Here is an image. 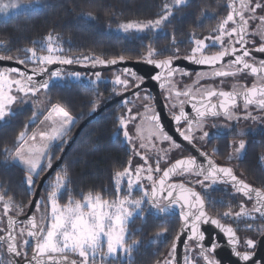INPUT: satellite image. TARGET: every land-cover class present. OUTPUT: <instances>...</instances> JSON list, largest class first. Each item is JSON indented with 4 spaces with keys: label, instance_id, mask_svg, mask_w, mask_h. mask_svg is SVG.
<instances>
[{
    "label": "trees",
    "instance_id": "obj_1",
    "mask_svg": "<svg viewBox=\"0 0 264 264\" xmlns=\"http://www.w3.org/2000/svg\"><path fill=\"white\" fill-rule=\"evenodd\" d=\"M19 1L26 5L23 10L8 16L0 14V55L18 61L28 56V49L44 53L42 46L49 36L58 43L60 53L68 57L90 56L106 61L120 57L138 60L149 56L150 51L154 58L171 55L177 40L188 39L192 31L208 27L204 26L207 19L202 14L206 7L222 12L227 7L225 0H188L172 7V15L158 29L124 32L120 28L123 23L159 19L168 0ZM23 65L29 67L30 64ZM112 93L114 87L110 82L94 85L54 82L44 91V112L39 113L33 105H25L10 114L0 124V196L3 200L10 201L12 208L23 213L38 178L47 169L33 176L34 184L30 187L26 179L28 172L10 160L21 142L18 137L22 132L32 131L53 105L68 111L75 119V126L64 135L62 143L56 141L49 147L48 158L53 162L76 126L98 105L113 97ZM121 110L114 105L81 130L62 164L44 182L40 196L49 194L56 178L61 177L63 185L56 197L61 206L80 202L89 195H99L104 201L124 197L122 190L115 186V174L123 171L131 159V151L119 129ZM137 193L132 197L139 196ZM141 213L132 215L125 224V246L131 248L127 253L128 261L130 264H153L173 240L178 220L152 213L147 202ZM133 241L135 245L131 247ZM0 264H10L2 245Z\"/></svg>",
    "mask_w": 264,
    "mask_h": 264
},
{
    "label": "snow or ice",
    "instance_id": "obj_2",
    "mask_svg": "<svg viewBox=\"0 0 264 264\" xmlns=\"http://www.w3.org/2000/svg\"><path fill=\"white\" fill-rule=\"evenodd\" d=\"M175 5H181L185 3V0H173ZM233 11L229 12L226 19H224L218 29L220 32L219 36L214 37V42H223V38L227 36L228 38L239 37V39L234 42L229 39L231 44H239L241 47L237 49L233 47L231 50H224L218 55H205L202 49L205 46L204 40H196L195 47L192 49V54L185 57L190 62L198 65H206L212 68L210 73L200 72L197 73L198 77L212 76V77H226L230 75H236L239 72L245 70L250 71L251 74L259 77L258 83H253L251 87H242L241 91H215L211 88L201 87L197 89L200 93L201 99L197 100L196 96L193 94L191 89L182 91L175 88L173 84V78L176 75H188L184 69L179 67H173L174 57H169L163 61H155L148 59V63L153 65L157 69H163L164 71H158L154 74L151 79L158 82V87L167 92L164 97L165 101H171L175 99L176 103L171 104V107H179V115H174L172 120L176 126V132L183 141L189 143L193 139L194 128L202 126V120L205 116H218L221 114L217 111V108L222 110L223 115L231 120L234 118V113L232 109L237 104V98L242 97L244 101V108L247 109L249 105H255L257 108L264 110V59L256 61L255 63H249V57H252L253 53L250 48L247 47L248 41L246 39L247 28L249 24V19L256 20L259 19L262 24H264V16L257 17L255 14L258 9H264V0H257L255 4H252V0H241L240 7L237 9L233 5H230ZM250 13V16L246 19L244 12ZM172 15V5L165 4L163 7V15L155 20L148 22H127L120 25V28L127 32L129 30L143 31L148 28H159L163 21L167 20ZM232 22L236 24V27H232L231 30L226 28V25ZM264 36V32L261 33ZM223 48V47H222ZM29 59L38 61L41 66L52 65L54 63L60 64H71L72 59L62 58L57 55H53L54 49L51 44L48 45L49 55L37 57L35 52ZM255 52L264 54V43H261L259 47L255 48ZM239 53V54H238ZM151 51L149 56H151ZM226 56L234 57L230 60L227 65L216 68L215 66L224 60ZM12 59V57H0V60ZM84 60L91 59L93 61V66L96 64L107 66L108 64L115 65L118 62L122 63L124 61L123 57H120L119 61L113 59L110 61L100 60L96 57H83ZM26 61H20L21 64ZM224 67L232 68L234 71H225ZM40 72H44L45 69L40 67ZM8 73H16L22 77V79L14 80L9 82L8 75L5 72H0V120H3L10 112V105L16 100V97L11 95L13 86L16 90L24 93L25 96L28 94L36 93L40 89H47L49 87L48 81H43L37 84L33 83V76L27 74V72H21L20 69H9ZM33 74H36V69H32ZM123 74L135 77L137 80H143L135 71L125 68ZM75 77H79V73L71 74ZM52 77H60L61 72L59 70L53 71L51 73ZM97 78H99V73H97ZM113 83L117 86H122L127 90L129 86V81L127 79H122L120 75L115 77ZM214 96L221 97L219 104H211L210 100ZM183 97L184 99H181ZM151 93L145 97V99H151ZM206 101H208L206 103ZM185 104H189L192 110L195 112L197 119H193L185 111ZM146 111H150L152 115L146 117L153 126V135L157 140L161 142H169L172 148H179L180 144L176 142L173 135L165 130V126L161 123L160 116L156 113L154 108H151L149 104L144 105ZM131 111V110H130ZM52 113L59 118L55 123L58 125L52 128L51 134L41 133L42 138H46L50 143L60 141L63 142V137L66 132L70 131L72 125L75 121L68 111L64 110L59 105H53L51 109ZM35 117V113H33ZM46 117L45 119H49ZM256 119L251 113H248L244 119ZM120 124L122 126H127V123L131 120L136 119L134 116H121ZM181 121L187 124V127L183 130L180 129L179 125ZM209 134L205 132L200 139H204ZM26 133H21L18 137L19 140H24ZM124 137L129 138V133L124 132ZM144 147V145H141ZM246 147V142L241 140L239 146L235 149V152L239 154ZM9 151V150H5ZM201 155L207 157L206 153H201ZM15 156L18 157L21 162L27 168V184L31 187L34 184L33 175L39 176L40 171L44 168H51L52 161L48 158L47 163H43V160L48 156V145L43 147H37L32 145L30 147H21L17 149ZM145 160L146 157H141ZM129 167H125L122 172H117L115 174V179L117 181V189L119 190V182L124 178L128 177V188L129 194H131V189L133 185L139 183L142 179V172H147L146 178L152 181V189L149 193L145 189L141 188L144 196L150 198L153 202L158 201L162 193L167 192V198L169 202L173 205L179 203L181 208H187L188 211L182 212L181 217L183 220V229L186 230L187 240L194 242L197 246L196 250L198 253L197 258H202L206 264H221V261L213 258L217 253V250L222 247L218 239L213 237L206 230H202V225L211 224L225 237L226 242L230 246L232 255L241 261L242 264H249L255 258V252H240L237 250L239 240L237 238L236 231L232 227L225 226L219 219L212 218L204 211V200L201 196L194 192L191 188H186L183 184H167L166 181L170 175L177 172L178 170L185 173L195 172L197 175H201L204 181L225 182L231 183L232 187L235 188L236 192L242 193L248 199H253V194L255 196L256 204L253 207V211L264 216V191L258 188L252 187L250 184L246 183L243 179L238 178L234 174L232 168L222 167L217 165L211 159H207V167L205 168L203 164L197 162L195 157H190L186 159H178L175 161L171 167L167 168L163 172V176L159 181L153 180L151 166L143 168L138 166L135 168L134 172L131 168V161L128 162ZM155 171H160L159 164ZM133 176L135 177L133 179ZM198 183H203V181H197ZM63 185V179L61 177L56 178V182L53 185V190L49 193V201L51 206V219L48 223L47 229L45 230L44 224L39 225L36 222L35 216L29 218L28 224L30 230L27 232L29 237L35 239V246L33 249V255L27 264H76V261H68L66 256L60 255L66 251L72 253H78V255L83 258V264H88L89 255L91 254L93 258L95 255L102 250V242L106 241L107 252L105 256L114 257L117 250L120 249L125 253L131 251L130 247L125 246V223L127 218L132 215V212L128 210L126 205H134L139 209L142 204V200H131L128 198L118 199L112 203L108 201H102L99 195L94 198L89 195L86 196L85 203L87 205L88 211H84L82 205L79 201H76L73 205L71 202L60 208L57 205L56 197L59 189ZM174 192L176 195H174ZM0 200L3 197L0 196ZM9 202L4 204L5 214L9 211ZM37 203V207H39ZM159 207V205H156ZM108 209H112L109 211ZM161 211H164L161 208ZM242 215H247L246 210L243 205L241 206V211L232 213L227 211L223 213L225 217H240ZM15 220L12 217L8 218V235L0 236V240L7 241L8 252L14 253L16 256H20L21 253L17 250L16 246V236L13 234V225ZM251 230V226H249ZM38 229V230H37ZM24 230L21 229V235H23ZM182 235L185 233L182 232ZM179 239V238H177ZM207 241V244H205ZM24 241V244H27ZM247 248L255 249L257 247V241L249 238L245 241ZM177 247L176 242L172 245V251L175 252ZM187 251V244H186ZM46 257V259H45ZM131 257H129L130 259ZM163 264H169L168 260H165ZM183 264H195V259H189L186 255L184 257ZM255 264H264V259L256 261Z\"/></svg>",
    "mask_w": 264,
    "mask_h": 264
},
{
    "label": "flooded vegetation",
    "instance_id": "obj_3",
    "mask_svg": "<svg viewBox=\"0 0 264 264\" xmlns=\"http://www.w3.org/2000/svg\"><path fill=\"white\" fill-rule=\"evenodd\" d=\"M225 2L227 5L225 12L215 8L212 15H204L203 18L207 19V21L204 23V26L207 25L208 27H204L198 32L193 31V33L189 34L188 39L177 40L176 47L171 55L155 58L152 56H147L142 59L162 60L168 59L169 57L185 58L192 54V49L196 46V40H204L205 46L202 51L205 55H217L224 50H231L233 47L239 49L241 45L229 43V39H231L233 42L239 39V37H236L235 35L230 38L225 36L222 43L219 41L214 42V37L220 35V32L218 31L220 26L216 25L215 27H212L214 24H216V21L214 20L220 19L223 21L226 19L229 12L233 11L229 8L226 0ZM255 2H257V0H252L253 5ZM233 3L234 7L238 9L240 7L241 0H233ZM244 15L247 19L250 16V13L245 11ZM255 15L257 17L264 16V9H258ZM236 26V24L229 22V24L226 25V28L231 30L232 27ZM262 32H264V24H262L259 19H249L247 28L248 34L246 35V39L248 41L247 47L250 48L253 53L252 57L247 58L249 63H255L256 61L264 59V54L255 52V48L259 47L261 43H264V36H261ZM0 57L5 56L0 55ZM233 59L234 57L232 56H226L224 60L215 67L221 68L227 65L228 62ZM200 66L204 67H200L199 69H184L187 73H189L188 75H176L173 78V84L176 89L182 91L191 89L197 100L201 99L200 93L197 92V89L201 87L211 88L217 92H232L234 90L239 92L241 91L242 87H251L253 83L259 82V77L251 74L248 70L239 72L234 76L230 75L226 77H212L209 75L198 77L197 73H210L212 71V68L209 66ZM224 70L234 71V69L227 67H224ZM127 77L133 82L131 87L141 81L132 76ZM138 93H143L144 95L148 96L149 91L147 89H142L116 105L122 109L125 107L134 109L136 107L137 109L136 112H131V116L136 117V119L131 120L129 124V126H131V137L129 138L128 142H132L130 147L129 145L128 147L130 151L132 150L134 152L135 157L138 159L137 167L142 166L143 168H147L151 166L153 169V180L157 181L163 174L164 170L174 164L176 160L195 157L197 162L200 164H202L203 160L205 159H211L219 166L230 167L232 168L234 174L238 176V178L243 179L252 187L264 191V110L257 108L255 105H249L248 108L245 109L243 98L238 97L237 104L232 109L234 113L233 119H227L223 115L222 110L217 108V111H220L221 114L218 116H205L202 120V126L194 128L192 133L193 139L191 143L186 142V145H183L176 141L178 144H180V147L172 148L169 142H161L153 135V126L150 121L146 119V117H150L152 113L150 111H146L144 105L149 104L151 108H154L156 113L160 116L161 123L165 126V130L169 133H174L177 137H179L176 132V126L172 120L174 115H179V107L170 106L171 104L176 103L175 99L171 100L170 102L165 101L164 97L167 95V92L162 91L159 88V96L165 113L164 116L163 114L161 116L159 111L156 109L152 98L141 99L139 102L134 100L133 98H135V95H138ZM181 99L184 98L181 97ZM220 99L221 97L214 96L211 98L210 103L218 105ZM207 102L208 101H206V103ZM185 111L193 119V121L197 119L195 112L192 110L189 104H185ZM248 113H251L252 116L256 117V119H244ZM179 127L181 130H183L187 127V124L181 121ZM205 132H207L209 135L204 139H200V137H202ZM241 140L246 142V147L239 154H237L235 149L239 146V142ZM141 145H144V147H141ZM201 153H206L207 157L201 155ZM141 157H146V162L145 160L141 159ZM157 164H159L160 171H155ZM141 175L143 177H147L148 173L145 171L142 172ZM197 181H203V183H198ZM166 183H181L198 193L204 200V211L208 214V216L219 219L225 226L232 227L233 230L236 231L237 238L239 240L237 250L242 253L249 251L255 252V258L253 261H250L249 264H255L256 261L264 259V216H261L259 213L253 211V207L256 204L254 198L248 199L242 193L236 192L235 188H233L229 183H213L212 181H204L203 176L197 175L195 172L185 173L178 170L169 176ZM151 186L152 181H149V185L147 186L148 192ZM157 204L159 205V207L156 206L157 209L164 208L166 201L163 195L160 196L158 201H155V205ZM242 205L246 210L247 215H242L240 217L223 216V213L227 211H231L232 213L241 211ZM185 211H188V209L181 208L179 210V212ZM158 216L168 219H177L178 229L166 251L164 253L160 252V256L153 264H163L165 260H168L169 264H183L184 257L186 255L189 257V259H195V264H206L202 258H197V246L194 242L188 241L187 237L182 242L181 246L179 248L176 247L175 252H173L172 245L174 242H176V237L180 227V218L177 214ZM35 219L37 222L36 215ZM249 226H251V230ZM21 229L24 230L23 235L18 236L17 232L19 231L21 233ZM26 229V224L16 225V246L17 250L21 253V255L18 256L19 261L29 259L32 252V241L27 236ZM202 230H206L207 233H210L213 237L217 238L219 243L222 245V247L217 250V253L213 258L220 260L221 264H242L241 261H238L237 258L232 255L230 246L218 229H216L211 224H205L202 225ZM4 231L5 224L4 230H0V235L3 234ZM249 238L258 242L255 249L247 248L245 241ZM24 241H27L28 243L24 244ZM205 244H207V241H205ZM2 246L5 248L4 244ZM120 254L121 252L116 254L114 257L102 256V258H93L92 256L88 259V264H130L128 258L125 257L126 260H123V258L120 257ZM60 255L66 256L68 261L74 260L76 261V264H83V259L79 258L77 255ZM125 255H127V253H125Z\"/></svg>",
    "mask_w": 264,
    "mask_h": 264
},
{
    "label": "rangeland",
    "instance_id": "obj_4",
    "mask_svg": "<svg viewBox=\"0 0 264 264\" xmlns=\"http://www.w3.org/2000/svg\"><path fill=\"white\" fill-rule=\"evenodd\" d=\"M187 1L188 0H185V3ZM214 1H217V0H214ZM166 4H170V5H172V7L180 6V5H175L173 3V0H168L166 2ZM25 7H26V5L23 4L22 2H20L19 0H0V14H3L5 16L12 15V14H14L16 12H19V11L23 10ZM206 8L207 9H204L202 14L205 15V16L206 15H212L213 12H214V9H210L208 7H206ZM149 21H154V20H149ZM214 21H216V24H214L212 27H215L216 25L220 26L221 23H222V20H220V19L219 20H214ZM139 22H148V21L147 20H142V21H139ZM191 33H193V31ZM49 44H51L53 49H54V52L52 53L53 55H57V56H60L62 58H67V59H72L73 60V63L68 64V65H90V64H93V61L91 59H89V60H84L83 59V57H90V56L68 57V56L62 55L60 53V47L58 46V43H54L53 39L50 38V36L47 37L45 39V42L43 43L42 48L45 50L44 53L37 54L34 50H32V51L35 52L37 57L49 55L50 54L48 52V45ZM28 50H27L28 56L25 59H23V61H26V62H28L30 64L29 68L39 69L40 67L45 66V65L41 66L38 61H34L32 59H29L31 57V55H32V52H30ZM0 72H5L6 75H8L9 82L14 81V80H18V79H22L20 76L14 74V73H8L7 70H5V69L0 70ZM73 73H79L80 75H79V77H75V76L71 75ZM118 75H120L122 79H127L129 81V86L127 88V89H129L132 86V84H133L132 80L130 78H128L125 74H123L121 71L115 70V69L99 73V78H97V73L64 71V72H61V76L60 77H52L51 74H50L48 83L51 84V83H54V82L62 83V82L70 81V82H80V83H84V84L94 85V84H96L98 82H110L113 85V87H114V93H112V94L114 96H116L117 94L125 91V89L122 86H117V85H115L113 83V81L115 80V77L118 76ZM45 90L46 89H40V91H38V92H36L34 94L30 93L27 96H25L24 93H21V92L17 91L16 87L13 86L12 91H11L10 94L15 96L16 100L13 102L12 105H10L9 114L3 120H0V124L3 123L10 114L20 110L25 105H33V107H35L36 110L39 113L44 112L45 109H46V104H45V101H44V98H43ZM146 96L147 95H144L143 93H138V95H135V98H133V99L137 100L139 102L141 99H145ZM51 109H52V107L48 109V111L42 116V118L40 119L39 123L35 126V128H33L32 131L27 132V133L23 132V133H26L25 139L21 140V142H20L19 146L17 147V149H19L21 147H25V148L26 147H30L32 145H35L37 147H43L45 145H48V149H49L51 144L54 143V142L50 143L46 138H42L41 137V133L51 134L52 128L58 126L55 122L58 121L59 118L55 115V113L51 112ZM133 111H135V112L137 111L136 107H135V109L134 108L125 107L124 109H122L119 112L118 116H119V118L121 116L127 117V116L131 115L132 114L131 112H133ZM46 117H50V118L49 119H45ZM74 121H75V119H74ZM129 124H130V121L127 123L126 127L122 126L120 124V119H119V129H120V131L122 133V137L125 140V142L127 143V145H129V147H130L132 141H130V143L128 142L129 138L131 137V135H130V132H131L130 127L131 126H129ZM74 126H75V123H74V125L71 126L70 130ZM125 131H127L129 133V138H127V139L124 137V132ZM17 149L11 155L10 160L12 162L16 163L17 165H19L20 167L23 166L24 168L23 167H21V168H23L24 170L27 171L26 166L21 162V160L18 157L15 156V153H16ZM47 159H48V156L43 160V162H45V161L47 162ZM130 161H131V165L130 166H131V168L133 169V172H134V170H135V168L137 167V164H138V159L135 157V154H134V152L132 150H131V159H130ZM127 167H129V164L127 165ZM33 176H35V175H33ZM134 178L135 177L133 176V179ZM148 185H149V180H147L146 178H144L142 176V179L140 180V182L133 185V188L131 189V194H129L128 177H124L119 182V191L122 190V192L124 193V197H117L115 200L108 201V202L112 203L114 201H117L118 199H125V198L131 199V200H142V204L140 205L139 209H137L134 205H131V204L126 205L128 210L132 212V215H135L137 213H141V212H143V208H144V206L146 204V197L144 196V193L141 191V188H143V189H145L147 191V186ZM115 186L117 188L116 179H115ZM134 192L135 193L138 192L137 194L139 196H135V198H133L132 194ZM92 197L94 198L95 196H92ZM102 201H104V200H102ZM5 202H8V201L0 200V230H4L5 218L7 216H9V215L15 216V215H19V214L22 213V211L12 208L10 203H9V211H8L7 214H5V212H4V204H5ZM56 202H57V200H56ZM37 203H39L40 206L37 207V205H36V207L34 209V213L37 216L38 225L40 223H43L44 227H45V230H46L47 226H48V223H49V221L51 219V206H50V201H49V194L43 195V196H39ZM80 203L82 205H84L83 210L84 211H88L87 205L85 203V199L80 201ZM72 204L74 205L75 203H72ZM57 205L60 208L64 207V206L59 205L58 203H57ZM108 210L111 211L112 209H108ZM130 217L127 218V221L130 219ZM127 221H126V223H127ZM124 227H125V225H124ZM134 228H136V226ZM125 230H126V228H125ZM17 233H18V236H21V233L19 231ZM126 233L127 232L125 231V238H126ZM20 242H21V240H20ZM21 244H23V243H21ZM132 245H131V247H134V245H135L134 241L132 242ZM126 247H128V246H126ZM106 252H107L106 241H103L102 242V250L100 252H98L95 255V257L96 258H99V257L102 258V256H105ZM119 252H121L120 257H122L123 260H126V258H128V255H125V253L122 252L120 249L117 250L116 254H118ZM63 254H70V255L73 254V255H77L79 258H81L78 255V253H72L70 251H66ZM116 254H115V256H116ZM90 257H92L91 254L89 255V258ZM107 257H111V256H107Z\"/></svg>",
    "mask_w": 264,
    "mask_h": 264
},
{
    "label": "water",
    "instance_id": "obj_5",
    "mask_svg": "<svg viewBox=\"0 0 264 264\" xmlns=\"http://www.w3.org/2000/svg\"><path fill=\"white\" fill-rule=\"evenodd\" d=\"M226 1H227L229 8L231 10H233V8L230 7V5L234 6L233 0H226ZM115 60L119 61V59H115ZM163 60H166V59L155 60V61H163ZM106 61H110V60H106ZM147 61H148V59L147 60H143V59L127 60V59H124V61L122 63L118 62L115 65L108 64L107 66L100 65V64H96L95 66H93V64H90V65H68V64L54 63L52 65L43 66V68L45 69L44 72H40V70H39L40 68L36 69V74L34 75L32 72V68L26 67L25 65L21 64L20 61H18L17 59L12 58L10 60L9 59L0 60V69L9 70V69L18 68V69H20L21 72H27L28 75L33 76V83L37 84V86L39 85V83H42L43 81H49L50 74L56 70H59L60 72L76 71V72H86V73H101L104 71H110V70L115 69V70H119L123 73V70L125 68H128V69L135 71L140 77L143 78L142 81L138 82L133 87L117 94L116 96L109 98L108 100H106L103 103H101L100 105H98L95 108V110H93V112H91L87 117H85L76 126V128L74 129L72 134L69 136L68 140L66 141L65 145L63 146L62 150L60 151L59 155L52 162V167L50 169L47 168L42 173V175L38 178L37 183H36L35 188H34V191H33V194H32V197H31V200H30L29 204L27 205L25 211L19 215L7 216L5 218V231L0 236H7L8 235V218L9 217H12L16 221L15 224L13 225V230H14L13 234L15 236H16V225L26 224V227H27L26 232H28L30 230L28 220H29V218L35 216L34 209L37 205L38 198L41 194V190H42L44 182L62 164L66 154L68 153V151L72 147L73 143L75 142V140H76L77 136L79 135V133L81 132V130L85 126L90 124L103 111L111 108L112 106H114L118 103L123 102L125 99L131 97L133 94L137 93L138 91H140L142 89H147L149 91V93H151V97L153 99V102L156 106V109L159 111L160 115L161 116H162V114H163V116L165 115L164 107H163V104H162L160 96H159L158 82L153 81L151 79V77L154 74H156V72H158V71L162 72L164 70L155 68L153 65L149 64ZM193 65H195V66H193ZM172 66L173 67H179L181 69H199L200 67H204V66H200L198 64L192 63L188 59H185V58H175ZM14 74H16V73H14ZM16 75H18V74H16ZM18 76H20V75H18ZM127 76H129V75H127ZM170 134L173 135V137L175 138L176 141H178L179 143H181L183 145L184 144L186 145L187 141H183L181 137L180 138L177 137L174 133H170ZM202 164L206 168L207 167V159L203 160ZM162 176H163V174L161 175V177ZM159 179L157 181H159ZM170 184H181V183H170ZM229 184H231V183H229ZM184 186L186 188H190L186 185H184ZM151 189H152V186L149 190V193L151 192ZM161 195L164 196L165 201H166V204L163 208L164 211H161V209H157L155 202H153L150 198H147L148 207L152 213L157 214V215L169 216V215L177 214L179 216L180 227H179V231H178V234L176 237V244L178 245L177 247L179 248L181 246L182 242L187 237L186 230L183 229V227H182V225H183V220L181 217L182 212H179V210L181 209V206L179 203H177L175 205L171 204L169 202V199L167 198V192H164ZM174 195H176L175 192H174ZM253 198L255 199L254 194H253ZM182 232H184L185 234L182 235L181 234ZM177 238H179V239H177ZM29 239L32 241V252H31L30 258L27 260H24V261H19L18 256H16L14 253L8 252L7 241L0 240V245H3V244L5 245V252H6L11 264H26L27 261H29L31 259L32 255H33V249L35 246V239L32 237H29ZM45 259H46V257H45Z\"/></svg>",
    "mask_w": 264,
    "mask_h": 264
},
{
    "label": "crops",
    "instance_id": "obj_6",
    "mask_svg": "<svg viewBox=\"0 0 264 264\" xmlns=\"http://www.w3.org/2000/svg\"><path fill=\"white\" fill-rule=\"evenodd\" d=\"M21 167H23V166H21ZM24 168V167H23Z\"/></svg>",
    "mask_w": 264,
    "mask_h": 264
}]
</instances>
